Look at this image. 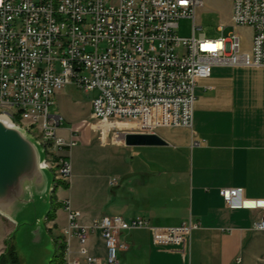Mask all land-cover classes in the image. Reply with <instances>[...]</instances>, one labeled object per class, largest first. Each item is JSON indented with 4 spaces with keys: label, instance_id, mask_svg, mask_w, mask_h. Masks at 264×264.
Masks as SVG:
<instances>
[{
    "label": "built area",
    "instance_id": "obj_1",
    "mask_svg": "<svg viewBox=\"0 0 264 264\" xmlns=\"http://www.w3.org/2000/svg\"><path fill=\"white\" fill-rule=\"evenodd\" d=\"M203 2L0 0V113L44 146L57 185L70 184L73 174L70 154L59 152L72 150L80 141L78 131L69 139L61 136L64 119L51 112L55 94L67 85L97 91L92 99L94 118L102 122L132 118L133 133L155 134L164 127L193 128L196 87L199 80L211 77L215 66L264 67V0H231L234 29L217 39L204 32L198 35L202 26L195 19ZM182 18H193L192 37L176 34ZM245 26L254 32L250 51L243 48L237 32ZM118 182L117 177L110 178L112 186ZM220 195L232 210L259 211L252 229L264 232V198H248L243 187L221 188ZM64 208L65 233L78 238L85 264H99L87 247L97 230L106 242L107 264H121L122 231L147 229L154 243L181 246L201 227L192 217L172 226L121 216H103L85 224L70 199L64 201ZM64 243V264H82L70 257V242Z\"/></svg>",
    "mask_w": 264,
    "mask_h": 264
},
{
    "label": "crops",
    "instance_id": "obj_2",
    "mask_svg": "<svg viewBox=\"0 0 264 264\" xmlns=\"http://www.w3.org/2000/svg\"><path fill=\"white\" fill-rule=\"evenodd\" d=\"M196 97L192 129L156 131L165 145L129 146L123 138L111 144L125 156L114 161L120 171L110 172L105 204L89 210L74 206L85 224L103 216L127 221L142 217L158 226L180 225L191 217L201 223L181 246L156 244L147 229L122 231L121 264H264V232L252 229L260 212L232 210L220 195L221 188L243 187L248 198H264V67L215 66L211 77L199 80ZM80 129L81 125L60 128L59 134L69 139ZM112 177L119 179L116 186L110 184ZM90 192L93 198L99 189L95 186ZM66 199L70 198L56 189L55 219L47 228L55 242L69 241L70 257L85 264L78 238L65 233ZM3 221L12 223L0 215V256L2 240L7 243L13 232L2 233ZM87 247L99 264H107L100 230L89 236Z\"/></svg>",
    "mask_w": 264,
    "mask_h": 264
},
{
    "label": "rangeland",
    "instance_id": "obj_3",
    "mask_svg": "<svg viewBox=\"0 0 264 264\" xmlns=\"http://www.w3.org/2000/svg\"><path fill=\"white\" fill-rule=\"evenodd\" d=\"M231 16V0H204L203 5L197 10L195 19V22L202 26V30H198V35L204 32L210 39L229 35L234 29L231 25ZM193 26V18H182L179 21L176 34L182 38L192 37ZM220 26H224L223 31L220 30ZM237 32L241 36L243 48L250 51L254 35L253 29L249 26L238 27ZM97 94V91L87 92L74 85H67L55 94L54 104L51 106V112L61 115L64 119L61 128L81 125V129L79 130V144L72 150H65V153L70 154L73 163V174L69 188L63 183L57 185L56 174L53 169H48L47 172L53 185L56 186L63 198L67 196L70 198L73 207H82L87 210L91 209L92 206L105 204L110 172L119 170L114 161L119 155L125 156V152L122 153L119 147L111 144L116 143L117 139L123 138L125 133H133L132 127L136 126V121L132 118H118L108 122L94 118L92 99ZM85 133L87 137H84ZM95 186L98 187L99 192L94 193L92 198L90 188ZM46 204L47 206L44 208V202H39L37 214L33 213L32 218L36 216L43 218L44 214L49 216L57 209L56 204L52 201ZM48 216L42 221V224L46 226L44 232L47 237L40 243H36L29 236L24 235L22 229L13 230L15 223L12 222L7 225V221H3L2 233L9 236V233L13 231L12 246L18 253L19 264H41L43 256H46V249L51 251L48 257L49 263L55 246L53 242L47 240L52 235L47 228V223L50 224ZM63 219L62 214H60L59 222L62 223ZM24 221L28 222L27 220ZM55 239L57 240L56 237ZM6 249L7 244H4L2 240L1 255L6 252Z\"/></svg>",
    "mask_w": 264,
    "mask_h": 264
},
{
    "label": "water",
    "instance_id": "obj_4",
    "mask_svg": "<svg viewBox=\"0 0 264 264\" xmlns=\"http://www.w3.org/2000/svg\"><path fill=\"white\" fill-rule=\"evenodd\" d=\"M123 140L129 146L166 144L157 134L126 133ZM46 161V150L36 137L0 113V215L15 223L16 231L22 229L36 243L47 237L42 221L48 215L44 214L43 218L31 215L37 214L39 202H44L45 208L52 201L54 188ZM12 237L13 232L7 240L6 257L14 249ZM47 240L54 243L55 251L48 263L51 251L46 249L41 264H51L56 253L53 236ZM15 252L18 256L16 249Z\"/></svg>",
    "mask_w": 264,
    "mask_h": 264
},
{
    "label": "trees",
    "instance_id": "obj_5",
    "mask_svg": "<svg viewBox=\"0 0 264 264\" xmlns=\"http://www.w3.org/2000/svg\"><path fill=\"white\" fill-rule=\"evenodd\" d=\"M62 183L67 188H69L70 184L63 182V181L60 182V184ZM55 193H56V190L53 192V195H52L53 203H55ZM48 219L49 220L55 219L54 212L49 214ZM65 252H66V243H64L63 241L59 242V239H58L56 241V253L51 261V264H64L65 263ZM5 254L6 252L0 256V264H19L18 256L13 248L10 250L7 257L5 256Z\"/></svg>",
    "mask_w": 264,
    "mask_h": 264
}]
</instances>
